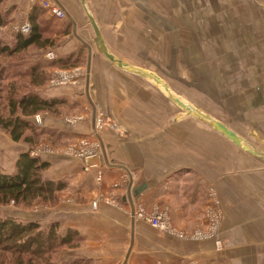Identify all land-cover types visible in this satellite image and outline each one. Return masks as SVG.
<instances>
[{"label":"crops","instance_id":"1","mask_svg":"<svg viewBox=\"0 0 264 264\" xmlns=\"http://www.w3.org/2000/svg\"><path fill=\"white\" fill-rule=\"evenodd\" d=\"M33 1L0 2V11H10L13 18L2 31L15 37L17 23L30 22L34 4L41 6L40 0ZM60 1L75 19L77 33L92 45L89 94L96 107L97 131L109 161L126 165L133 175L136 210L166 207L177 228L192 231L196 224L205 223L210 186L224 210L220 229L226 247L221 251L213 241H184L135 217L126 264H188L212 258L223 264H264L263 155L238 146L170 98L154 80L113 63L96 44L81 0ZM85 1L112 54L157 74L175 95L166 81L168 75H160L153 62L160 56L168 64L181 62L187 79L192 77L200 88L213 87L219 103L231 105L237 124L222 121L181 97L264 152V0H184L183 30H190L191 36L177 60L175 17L176 10L181 12L176 0ZM45 10L40 24L45 36L56 38L52 55L86 48L74 35L68 16ZM52 21L58 28L50 25ZM12 38L9 44L14 43ZM85 84L86 70L78 67L70 82L57 85L50 80L42 87L45 97L66 98L75 107L60 117L42 114L46 125L69 134V142L44 155L51 162L46 177L66 180L68 186L58 193L54 206L44 203L37 219L47 223L52 214L63 229H77L86 240L76 252L93 264H123L132 228L131 203L124 198L129 176L123 168L105 162ZM72 116H76L73 122L64 120ZM87 164L91 167L85 170ZM98 173L101 180L96 184ZM98 191L114 200H102L94 208L90 199Z\"/></svg>","mask_w":264,"mask_h":264},{"label":"trees","instance_id":"2","mask_svg":"<svg viewBox=\"0 0 264 264\" xmlns=\"http://www.w3.org/2000/svg\"><path fill=\"white\" fill-rule=\"evenodd\" d=\"M45 11L35 3L28 16L31 31L27 35L17 32L13 44L0 38V127L14 141H23L30 146L36 144V136L40 133L30 118L40 112H56L57 106L68 102L66 98L45 97L38 91L48 81L46 64L41 59L25 65L27 52L53 45L54 40L44 35L40 24ZM8 13L0 11V31L13 20L10 11ZM68 56L55 58L51 66L76 67L80 52ZM10 57L15 58L9 61ZM50 166V161L29 150L21 152L13 172L6 173L0 168V204L13 201L16 205L30 206L42 200L54 205L66 182L46 177ZM81 237L77 229L70 227L64 234L56 221L43 226L38 221L0 217V259L14 264H55L52 261L54 255L65 247H77Z\"/></svg>","mask_w":264,"mask_h":264},{"label":"rangeland","instance_id":"3","mask_svg":"<svg viewBox=\"0 0 264 264\" xmlns=\"http://www.w3.org/2000/svg\"><path fill=\"white\" fill-rule=\"evenodd\" d=\"M184 0H176V9H179L180 14H178V11L176 10V25H175V30H174V35H175V58L177 60V57L179 53L183 52L182 49L184 48L185 45H182L183 43H187L189 41V36H191V31L190 30H183V13L180 11L182 9V3ZM5 13V12H4ZM9 14L8 12H6ZM10 16V15H9ZM162 14L158 15L157 18L159 20L162 19ZM165 18V17H164ZM30 23V22H29ZM53 21L50 23V25H53ZM31 25V24H30ZM70 25V24H69ZM67 27V29H70L71 26ZM20 23H17V29H19ZM55 28H58L57 25H53ZM54 29V27H53ZM8 30L5 31H0V38L8 43L9 38L14 39V34H11ZM18 32H21L18 30ZM26 34V33H25ZM28 34V33H27ZM26 34V35H27ZM192 35H193V30H192ZM193 41V40H192ZM56 38L53 41V45L56 44ZM52 45L48 46L44 49H32L29 52L26 53L25 55V65L28 63L40 60L43 61L46 64V72L48 76V81L53 80L54 84L60 85V84H65L68 83L72 80V74L74 75L76 72H78V67H80L81 70H86V48H80L76 51L73 52H80V57H79V62L76 67H68V68H62L59 67V64L56 66H51V62L58 58H67L69 57L68 55L72 52H69L67 54L63 55H58L54 56L52 55ZM186 47L184 48V50ZM191 49L194 50V47ZM15 58V57H14ZM14 58L9 59V61H13ZM159 61L153 62V65L157 72L161 75H168L166 78V81L171 85L172 89L175 90L177 93L176 95L179 97H186L189 99V101H193L197 105H200L204 107L207 112L211 115H216L219 116V119L222 121H225L229 124H237L236 122L238 120H235L236 118L234 117V114L232 113L231 110V105L229 103H219L217 98L215 97V92L214 88H210L209 90L206 88H200L199 86L194 85V80L192 79H187L186 73L184 74V68L181 64V62H176L174 64H168L165 62L164 58L162 56L159 57ZM71 61V59H70ZM25 67V66H24ZM22 81V79H19ZM26 81V79H25ZM6 83V81H5ZM46 83V84H47ZM42 88H39V92L41 93ZM42 94V93H41ZM44 96V95H43ZM68 101V100H67ZM75 104L72 103L71 101L66 102L65 104L59 105L56 107V112H40L36 114L35 116L31 117L30 120L35 124V126L38 127V131L40 132L39 135L36 136V144L33 146H30L28 143H25L23 141H14L10 134L3 130L0 127V168L6 172L10 173L13 172L15 169V162L18 157V155L21 152L24 151H30L31 154L41 156L42 158L46 159L44 157L45 154H48L50 152L56 151V149H59V145L62 143H67L69 142V138L67 133H62V131H59L57 129H53V127H50L49 125H46L43 121V113H47L49 116L54 117H60L64 115L66 112L70 113L71 111L74 112V106ZM59 110V111H58ZM76 116L72 117H66L64 120L67 122H73L74 118ZM32 132V131H31ZM252 144V143H251ZM253 145V144H252ZM74 153L77 155L75 150H73ZM47 160V159H46ZM50 161V160H48ZM51 163V162H50ZM51 167V166H50ZM85 170L86 167L84 166ZM97 180V178H96ZM66 186H68V183L66 180ZM96 184L99 183L100 181H95ZM208 196L209 198V203L207 205V208L205 209L204 212V217H205V223L204 224H196L193 228L192 231H187L183 229H179L174 225L169 217L168 210L165 208H157L156 210L152 209H146L142 208L145 212L147 213H163L168 222L169 225L172 228L171 232L173 235H175L178 238L184 239L185 240H194V239H206L208 241H213V246L217 251H221L226 247V242L224 239L221 237V223L222 219L224 216V210L220 202L218 201V196L215 191V188L210 186L208 188ZM97 199L99 200L96 207L100 203V201L105 200L106 201H111L114 200L113 197L103 196L101 192L99 191L94 194V196L91 197L90 202L94 208H96L93 205V200ZM68 202L72 200V198H67ZM44 201L42 200H37L36 203L34 202L30 206H24V205H16L12 202L8 204H0V217H5V216H12L17 219H20L22 221H39L38 216L39 212H42L41 210L44 209ZM55 205V204H54ZM53 205V206H54ZM50 207V206H49ZM136 207V206H135ZM139 209H135V217L136 212ZM50 214L48 217H51V221L49 220L47 223H41L43 226L49 225L52 222H55L56 220H53V217ZM139 218V217H138ZM141 219V218H140ZM48 220V219H47ZM145 221V220H144ZM58 223L61 222L56 221ZM147 222V221H146ZM149 223V222H148ZM152 226V224H151ZM156 228L155 226H153ZM170 228V230H171ZM67 229V228H66ZM66 229L62 228L61 225V231L65 234ZM159 229V228H158ZM161 230V229H159ZM163 231V230H162ZM167 231V230H164ZM85 238L81 237V240L79 242V245L75 248H63L58 252L57 254L54 255L52 261L55 262V264H93V261L88 259L86 256L79 255L76 250L82 247L85 244ZM215 258H212L210 262H198L197 260H189L188 264H214L213 261H215V264H223V262L219 259L214 260ZM0 264H14L13 262H10L8 260H2L0 259ZM43 264V263H39Z\"/></svg>","mask_w":264,"mask_h":264},{"label":"water","instance_id":"4","mask_svg":"<svg viewBox=\"0 0 264 264\" xmlns=\"http://www.w3.org/2000/svg\"><path fill=\"white\" fill-rule=\"evenodd\" d=\"M56 2L59 4V6L64 9V11L66 12V15L68 16V18L70 19V21L73 24V33L74 35L79 38V40L82 41V43L86 46L87 48V62H86V84H85V92L87 94V96L90 99V102L92 104V108H93V113H92V126H93V130L94 132H96V136H98L99 140H100V144H101V148L103 151V156L105 159V162L110 165V166H114V167H120L123 168L124 170H126L128 176H129V183H128V190H127V194L124 197L125 199H128L129 202L131 203V242H130V246L127 250L126 256L124 258L123 264L127 263L128 257L130 255L132 246H133V242H134V222H135V204L133 201V192H135L136 190L133 188V175L131 173V171L129 170V168L122 164V163H113L110 162L108 159V156L106 154L105 151V147L102 141V138L100 137L98 131H97V126H96V107L94 105V103L91 100L90 94H89V83H90V68H91V56H92V45L90 42H86V40L84 38H82L78 33H77V25H76V21L75 19L72 17V15L69 13L68 9L61 3L60 0H56ZM82 2V6L84 11H86V15L89 19V22L95 32V42L98 45V47L100 48V50L104 53V55L109 58L113 63H116V65H118L121 68H124L126 70H129L130 73H136L139 75H142L144 77L150 78L152 80H154L155 82H157L160 86L164 87V89L166 90L167 95L172 98L174 101H176L177 103H179L180 105H182L184 108H186L188 111H190L191 113L195 114L197 117L202 118L205 120V122H208L209 124L213 125L214 127H216L217 129H219L220 131H222L227 137H229L230 139H232L238 146H240L241 148L249 151L252 154H256L259 156L264 157V152H261L258 148H256V146L252 145L250 142H247L243 137L239 136L237 133H235L233 130H231L229 127H227L226 125H224L222 122H219L213 118H210L209 116H207L205 113L201 112L200 110H198L196 107H194L193 105H189V103L184 100L182 97L176 96L174 93H172V91L169 89V87L167 86V84L157 75L154 74L152 72L149 71H145V69L143 68H139V67H135L133 65H131V63H127L119 58H117L114 54H112L103 39V36L101 34L100 31V27L98 26L94 16L92 15V13L89 11L87 5H86V1L85 0H81ZM141 187H139L138 189H140ZM137 189V190H138Z\"/></svg>","mask_w":264,"mask_h":264},{"label":"built area","instance_id":"5","mask_svg":"<svg viewBox=\"0 0 264 264\" xmlns=\"http://www.w3.org/2000/svg\"><path fill=\"white\" fill-rule=\"evenodd\" d=\"M36 0L33 1L35 3ZM40 4L42 8L47 9L51 13L61 17V18H66V12L64 9H62L59 4L56 2V0H40ZM19 27V31L22 33H29L31 31V25L28 21L26 22H21ZM86 169H89L91 167L90 164L85 165ZM97 180H101V174L98 173L97 175ZM100 200V199H99ZM97 199L93 200V205L96 207L98 201ZM136 216L149 222V224H152V226H155L156 228H159L161 230H167V231H172L171 226L169 225V222L166 218V216L163 213H147L145 212L142 208L136 212ZM171 228V230H170Z\"/></svg>","mask_w":264,"mask_h":264}]
</instances>
